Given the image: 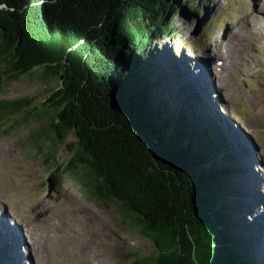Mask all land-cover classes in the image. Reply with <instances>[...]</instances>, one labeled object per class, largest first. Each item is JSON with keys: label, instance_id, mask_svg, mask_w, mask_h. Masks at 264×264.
I'll list each match as a JSON object with an SVG mask.
<instances>
[{"label": "trees", "instance_id": "16d2710c", "mask_svg": "<svg viewBox=\"0 0 264 264\" xmlns=\"http://www.w3.org/2000/svg\"><path fill=\"white\" fill-rule=\"evenodd\" d=\"M180 10L200 14L190 0H0V62L8 76L58 80L36 113L50 119L31 137L36 144L48 135L70 152L50 183L70 176L88 195L121 204L157 248L136 264H254L226 202L233 194L241 211L227 142L207 118L159 98L168 81L153 45L171 34ZM24 100L0 102V132L9 115L30 107ZM137 133L159 141L165 186L144 176L155 148Z\"/></svg>", "mask_w": 264, "mask_h": 264}, {"label": "rangeland", "instance_id": "374dc122", "mask_svg": "<svg viewBox=\"0 0 264 264\" xmlns=\"http://www.w3.org/2000/svg\"><path fill=\"white\" fill-rule=\"evenodd\" d=\"M190 1L199 16L180 10L171 34L153 45L168 81L157 87L159 98L175 108L179 101L188 117L207 118L227 142L235 161L229 185L234 183L242 200L239 211L236 197L228 193L226 198L232 227L244 254L254 264H264V26L249 37L245 33L249 15L262 14L264 7L262 0ZM234 31L246 35L238 47L226 41ZM58 85L38 73L8 76L0 62V102L31 103L9 115L0 132V264H136L156 247L130 226L117 204L88 195L70 176L62 175L55 186L50 183V175L70 152L48 135L36 144L31 137L50 119L36 113ZM192 95L199 99L198 108L190 103ZM75 139L70 134L67 140ZM83 207L97 218L91 220ZM45 218L55 225L41 223ZM41 241L44 247L35 258L31 250H38Z\"/></svg>", "mask_w": 264, "mask_h": 264}, {"label": "bare ground", "instance_id": "6f19581e", "mask_svg": "<svg viewBox=\"0 0 264 264\" xmlns=\"http://www.w3.org/2000/svg\"><path fill=\"white\" fill-rule=\"evenodd\" d=\"M258 7V6H257ZM260 7H264V0H262V1H260ZM262 12V14H260V15H257L255 12L254 13H252V14H250L249 15V17H248V24H247V27L245 28V33L247 34V36L248 35H254L255 33H258V32H261L262 30H263V26H264V10H262L261 11ZM249 37V36H248ZM251 37V36H250ZM245 38H246V35L244 34V33H242L241 31L240 32H238V31H234V32H232L229 36H228V38L226 39V41H228V42H231V43H233L235 46L237 45V44H241L240 42H243L244 40H245ZM225 43V42H224ZM239 46V45H238ZM238 46H236V47H238ZM234 50V49H233ZM218 62H220L219 63V66L220 67H222L223 65V62L221 61V59H219V61ZM205 64V62L202 64V67H204L203 65ZM225 69H227V67H225ZM228 70V69H227ZM229 73V72H228ZM216 75H219L218 77H220L221 78V75H220V73H219V71H218V73L216 74ZM219 81V80H218ZM219 84V83H218ZM217 84V85H218ZM220 86H224L225 84H223L222 82H220V84H219ZM228 85V84H227ZM226 86V85H225ZM225 86H224V88H225ZM229 86V85H228ZM227 86V87H228ZM229 88V87H228ZM5 154V153H4ZM82 209V208H81ZM82 211H84V212H87L88 213V215L91 217L90 219L91 220H94L95 218H97L96 217V215L90 210V209H86V207H83V209H82ZM75 213V212H74ZM42 218V217H41ZM41 223H43V224H48V225H50V227H53L55 224H53V223H51L50 222V218H45V219H42V221H41ZM93 223V222H92ZM85 224V223H84ZM96 231H99V230H96ZM25 236H27L28 237V239L29 240H31L32 238L30 237V233H29V229L25 226ZM84 233V232H83ZM90 233V232H89ZM92 233V232H91ZM95 233H97V232H95ZM99 233V232H98ZM84 234H86V232L84 233ZM93 234V233H92ZM100 234V233H99ZM87 235V234H86ZM85 235V236H86ZM89 235V234H88ZM97 235V234H96ZM96 235H95V237H96ZM260 236H261V233L259 234ZM92 236V235H91ZM100 236V235H99ZM102 236V235H101ZM85 238V237H84ZM101 238V237H100ZM89 239H90V237H89ZM88 239V240H89ZM94 240V239H93ZM96 240H97V238H96ZM90 241V240H89ZM85 242V241H84ZM87 242V241H86ZM32 243V242H31ZM30 243V244H31ZM90 243V242H89ZM44 244H45V241H41V242H39V248H38V250H35V246L33 247V249L31 250L32 251V255H33V252H34V255H35V258H40V253L42 252V249H43V247H44ZM53 255V254H52ZM51 258H52V256H51ZM85 263H86V261H85ZM38 264H40V263H38ZM89 264V263H88ZM96 264V263H95Z\"/></svg>", "mask_w": 264, "mask_h": 264}, {"label": "water", "instance_id": "95a60500", "mask_svg": "<svg viewBox=\"0 0 264 264\" xmlns=\"http://www.w3.org/2000/svg\"><path fill=\"white\" fill-rule=\"evenodd\" d=\"M133 137H136L138 140H139V142H141V143H143L146 147H148L147 146V142L148 141H150L153 145H154V148H155V150L153 151V150H151V149H149L150 151H148L149 152V161L150 162H144L143 163V167L141 168L142 169V172H143V174H144V176L147 178V179H149V180H151V181H153L154 183H156V184H161L162 186H165V184H166V180H165V177H164V175H166L167 176V171H165V170H162L161 168H160V165H159V162L161 163V158L158 156V154L156 153V152H159V148H160V144H159V141L156 139V138H154V137H152V136H149V137H145V136H143V135H141L140 133H137V135L136 136H133ZM135 145H137V144H135ZM134 149V148H133ZM162 172L164 173V175L162 174ZM153 177V178H152ZM104 201V200H103ZM105 202H112V203H115V204H117L119 207H120V210H121V212L124 214V217L125 218H127L129 221H130V219H129V217H127L126 216V212L123 210V208H122V206H121V204H118L117 202H116V200H113V201H105ZM183 219H185L184 217H183ZM130 226H131V221H130ZM183 226L185 227V229H186V234H187V236H188V238L191 240L192 238H191V235H190V233H189V231L187 230V228H188V225H187V223L186 222H184L183 223ZM132 227V226H131ZM134 228H136V227H134ZM138 229V228H137ZM139 230V229H138ZM140 232V231H139ZM141 233V232H140ZM142 234V233H141ZM143 235V234H142ZM144 237H146L145 235H143ZM146 238H148V237H146ZM148 239H150V238H148ZM151 240V239H150ZM152 241V240H151ZM153 242V241H152ZM154 243V242H153ZM155 247H156V245H155ZM156 252H157V248H156V251L154 252V254H152V255H150V256H155L156 255ZM150 256H148V257H150ZM195 260V259H194ZM196 261V260H195Z\"/></svg>", "mask_w": 264, "mask_h": 264}]
</instances>
